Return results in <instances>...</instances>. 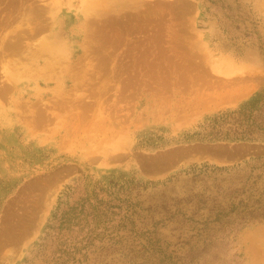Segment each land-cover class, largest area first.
I'll return each instance as SVG.
<instances>
[{"label":"rangeland","instance_id":"obj_1","mask_svg":"<svg viewBox=\"0 0 264 264\" xmlns=\"http://www.w3.org/2000/svg\"><path fill=\"white\" fill-rule=\"evenodd\" d=\"M249 194L264 0H0V264H264Z\"/></svg>","mask_w":264,"mask_h":264},{"label":"trees","instance_id":"obj_2","mask_svg":"<svg viewBox=\"0 0 264 264\" xmlns=\"http://www.w3.org/2000/svg\"><path fill=\"white\" fill-rule=\"evenodd\" d=\"M251 138L250 135H242L237 141H247ZM250 196H247L245 200H239V209H230L225 211L224 209H217L213 212V223L219 225L216 230H224L228 225L247 223L249 221H264V205L259 201L250 203ZM247 199V200H246Z\"/></svg>","mask_w":264,"mask_h":264},{"label":"crops","instance_id":"obj_3","mask_svg":"<svg viewBox=\"0 0 264 264\" xmlns=\"http://www.w3.org/2000/svg\"><path fill=\"white\" fill-rule=\"evenodd\" d=\"M188 146V145H187ZM187 155V154H186ZM192 155V154H191ZM191 155L188 157H186V160H185V163H187L189 160V158L191 157ZM181 162V161H180ZM216 162V164H219V165H228L230 162H225V161H222V160H217V161H215ZM188 164V163H187ZM179 165V164H178ZM174 170H178V167L177 166H175L174 167V169H173V171ZM158 177L159 176H157V175H151V174H149L146 178H150V179H158Z\"/></svg>","mask_w":264,"mask_h":264},{"label":"bare ground","instance_id":"obj_4","mask_svg":"<svg viewBox=\"0 0 264 264\" xmlns=\"http://www.w3.org/2000/svg\"><path fill=\"white\" fill-rule=\"evenodd\" d=\"M263 240V239H262Z\"/></svg>","mask_w":264,"mask_h":264}]
</instances>
